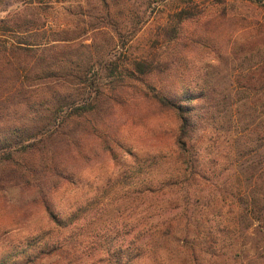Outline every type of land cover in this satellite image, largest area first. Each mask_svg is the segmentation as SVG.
<instances>
[{
    "label": "rangeland",
    "instance_id": "374dc122",
    "mask_svg": "<svg viewBox=\"0 0 264 264\" xmlns=\"http://www.w3.org/2000/svg\"><path fill=\"white\" fill-rule=\"evenodd\" d=\"M0 45L8 56L29 49L27 62L19 56L14 64L13 54L14 65L1 69L31 76L23 88L3 86L0 140L26 135L35 119L56 117L51 130H58L37 138L39 152L16 156L38 173L31 186L8 181L14 175L0 163V261L56 240L72 253L54 264H113L114 243L163 226H189L192 238L195 226H220L216 252L205 245L198 263L264 264V218L255 219L252 203L264 146L250 141L251 120L264 118V75L255 74L264 62V0H0ZM185 92H213L221 105L208 138L218 167L236 173L235 198L206 206L203 186L189 195L184 221L166 222L164 214L184 202L183 188L169 185L182 176L179 119L154 96ZM71 104L88 106L86 116L74 118ZM103 138L121 145L110 153ZM51 162L69 170L47 197L60 225L35 187L51 184L43 170ZM148 186L155 193L144 192ZM172 241L142 264H190V246Z\"/></svg>",
    "mask_w": 264,
    "mask_h": 264
},
{
    "label": "trees",
    "instance_id": "16d2710c",
    "mask_svg": "<svg viewBox=\"0 0 264 264\" xmlns=\"http://www.w3.org/2000/svg\"><path fill=\"white\" fill-rule=\"evenodd\" d=\"M258 25H260V23H258ZM8 51L9 49L6 46L0 45V99L2 97V99H4V96L7 93L3 90V86H11L15 89L18 85L19 88H23L24 84L20 82L21 79L24 78L26 81L31 79L30 74L24 77L22 73L20 74L16 69L8 71L1 69L5 63L7 67H12L15 62L18 63L17 59H19V56L20 58H26L23 62H27V58L30 56V50L24 48L11 49V56H13V54L16 56V58L13 56L14 64L12 63L11 56H8L10 53ZM4 70L8 72V77L5 75ZM10 71L11 74L9 73ZM259 72L264 75V62L256 69L255 74L258 75ZM38 76L42 79L44 77L43 75ZM12 79L14 82H11ZM21 92L25 94L27 93L25 90L23 91V89ZM154 99L162 108L173 110L176 117L179 119V127L174 144V153L178 160L182 176L179 180L170 182L169 185L180 188V190H178L179 192H181L183 188L181 196L183 197L184 202H182L183 206L181 208L174 207L168 213L164 214V221H184L188 216V210L190 209L189 195L192 191L198 195L199 193H197V190L199 191L203 186H209L211 194L209 200L205 201L206 206H210L212 199H215V197L223 196V198H218L222 203L226 201L228 197L234 199L235 196L232 195V193L235 188L234 174L236 175V173L234 171H231L230 173L228 171L229 168L226 165L219 168L217 162L220 157L216 156V154L210 150V146L211 144L214 145V141L208 130L215 125L213 115H215V112L219 111L221 108V105L215 102L216 96L213 95V92H201L199 94L185 92V94L180 97H170L168 94L158 93L154 96ZM254 104L258 105L260 103L254 102ZM71 105H73L71 106V109H73V111L75 109V112H73L74 118L86 116V112L89 109L88 106L82 108L78 107L77 104ZM56 121V117L46 123H37V120L35 119L33 120L32 127L25 130L29 132L26 135L19 133V136L13 139V136L19 132L17 131L6 134V136L0 140V163H6V169L9 168L12 171L10 174L14 175V177L8 176V181L13 180L14 178L15 180L20 179V183L31 186V177L35 180L36 174L38 173H35L34 171L36 170L31 166H23L22 164L24 163H22L20 159H16V156L21 154L27 155V152H39L40 146L38 145L37 138L43 137L49 132L58 131L56 128H54V131L51 130L53 129L51 128L52 125H55ZM86 121L88 120L86 119ZM251 121L250 125H254L255 129L253 130L254 138L250 141L264 146V118H253ZM59 127L57 126V128ZM209 135L211 137L208 138ZM103 143L110 153L113 152V144H116L117 146L121 145L119 141H110L105 138H103ZM258 166L259 167L252 173L256 179L254 191L255 197L254 200H252V203L254 206L253 211L255 219L263 221L264 160ZM249 168L251 169V166ZM239 169L241 175L245 176V179L247 180V172H244L241 166H239ZM43 170L45 175L52 180V182L49 180L51 184L45 191H42L39 186H36L39 185L38 183L35 184V187L41 193L43 199L42 202L46 205V209L50 211L52 220L60 225L58 217L51 212L47 197L53 188H55L54 185L57 180H60L61 178L63 180H69L67 175L69 170L66 166L61 167L59 165H52V162L48 166L43 165ZM167 183H169V181ZM42 184L45 187V184ZM145 189L144 192L147 194L155 193V189L151 186H148ZM219 209L222 210V207H219ZM219 209L217 208L214 211L216 216L220 215ZM58 227L60 228L62 226ZM220 228V226H195L192 238L191 233L189 234V226H183L177 230L173 229L172 226H163L159 231L155 230V234L146 237L137 235L135 238L125 241L120 247H116L114 243L113 251L117 254L114 255L116 260H114L113 264H142V261L146 258L153 259V256L169 246V244L173 242L172 240L183 242V245L186 247L188 245L191 247L186 249L190 251L192 249V252L189 255L190 264H206L204 262L198 263L200 261L199 255L201 253L206 254L205 245H208V250L216 252V248L214 247L219 238ZM179 247L182 248L180 251L183 250V246ZM27 249L28 250H22L8 258L2 259L0 264H54L56 260H63V256L68 252L72 253V246L68 247L65 244H59L56 240L46 242L40 246L29 244Z\"/></svg>",
    "mask_w": 264,
    "mask_h": 264
}]
</instances>
